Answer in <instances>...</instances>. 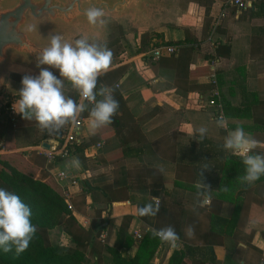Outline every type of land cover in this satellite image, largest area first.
<instances>
[{"label": "crops", "instance_id": "1", "mask_svg": "<svg viewBox=\"0 0 264 264\" xmlns=\"http://www.w3.org/2000/svg\"><path fill=\"white\" fill-rule=\"evenodd\" d=\"M244 2L247 8L237 10L228 0H151L146 9H130L119 16L104 17L99 32L78 23L69 28L66 42L73 44L84 37L90 43L106 46L119 38L115 45L109 47L113 59L109 70L99 77V88L109 87L121 95L129 113L122 124L129 120V124L134 125L132 130L135 129L139 139L136 147L143 151L139 158L121 156V138L115 134L111 124L91 130L88 111L79 117L84 120L79 138L81 142H87L98 136L97 144L101 147L96 148L97 144H94L84 150L87 159L85 170L67 167L74 156L59 162L56 167L48 164L39 149L43 144L49 146L53 137H45L46 133H41L34 120H26L21 114L18 127L8 129L6 149H1L0 153L7 154L17 169L37 179L56 182L54 172L58 168L75 178L82 190L76 192L77 189H72L75 218L82 227L88 228L95 218L94 210L101 209L100 218L113 221L107 235L110 246L114 244L124 218H130L127 234L134 240L133 231H138L141 236L152 232L155 217L139 216L137 206L129 201L114 202L106 210L102 196L101 199L97 191L93 192L94 196L85 195L79 180H90L95 187L99 179H104L113 188H119L130 178L125 172L132 166L145 165L160 171L162 176L156 178L184 185L183 188L173 187L168 191L169 195L162 194L159 197L161 206L174 211V217L180 210H185L186 214L196 212L197 216L186 218L184 240H179L175 248L162 242L150 264H167L172 251L182 249L185 244L207 245V216L210 213L207 207L213 194L210 192L198 198L197 192L190 193L186 187L195 186V183L188 176L190 174L182 171L192 165L189 152L201 141H198L197 130L206 127L208 131L204 139L223 144L229 131L242 127L260 142V146L250 154L264 155V130L254 125V119H264V0ZM186 39L188 43H185ZM166 44H179L180 47L174 56L152 60L151 50ZM225 46L230 48L228 55ZM57 72L61 78L59 70ZM24 75L37 74L20 66L4 70L0 81V107L1 98L19 99ZM70 89L69 82L65 80L66 96ZM214 91L219 94L218 102L227 121L226 129L217 126V111L208 106ZM247 93L257 94L256 100L260 104L246 98ZM76 101L80 102L78 93ZM131 136L124 139L129 141ZM258 136L263 137L260 139ZM38 139L40 142L36 146ZM134 144L128 143V146ZM225 152L240 157L230 151ZM99 160L105 162L100 163ZM234 182L232 198L222 202L219 211L220 216L229 222L223 224L219 243L212 247L216 264H264V178L252 184L242 183L239 178ZM242 184H248L249 188L239 201L235 193ZM82 194L84 205H79L78 210ZM141 197L138 195L137 199ZM152 198L142 197L150 201ZM204 199L208 201L206 204L198 202ZM188 226L194 228L191 238L185 234ZM61 233V227L50 230L51 243L57 242ZM135 251L136 248L131 247L129 254L132 256Z\"/></svg>", "mask_w": 264, "mask_h": 264}, {"label": "trees", "instance_id": "2", "mask_svg": "<svg viewBox=\"0 0 264 264\" xmlns=\"http://www.w3.org/2000/svg\"><path fill=\"white\" fill-rule=\"evenodd\" d=\"M118 39L111 40L106 46L108 48L112 47L115 45V42H118ZM185 43H188L187 39ZM174 46L180 47L179 44H175ZM224 49L226 50V55H228L229 46H225ZM99 84L98 78L97 90H99ZM69 85L71 89L68 97L76 100L77 93L72 89L70 83ZM242 92L244 93L243 89ZM113 95L119 101V109L113 117L111 125L114 128L115 134L121 138V144L123 146L121 156L126 159L139 158L143 151L140 147H136L139 139L135 129L134 131L132 130L134 125L129 124V120H126L127 124H122L125 116L129 114L125 103L116 90H113ZM245 97L251 98V101L254 100V104H260L256 100L257 94L255 93H247ZM97 99H101V97L98 96ZM244 105L247 107V104ZM0 122L1 150L6 149L5 139L8 131V121L3 109L0 110ZM18 123L16 127H18ZM254 125L256 128L264 130V119H254ZM68 126L66 125L59 134L53 135V140L61 144L63 142L62 137ZM9 129H12L10 125ZM128 135L132 136L129 141H126L124 138ZM47 136L46 133L45 137ZM45 137L40 139L42 140ZM262 137L259 138L261 139ZM40 139L36 141V146L39 145ZM98 141L99 137L94 136L87 142L72 143L69 145L70 156L79 158L83 170L87 168V159L84 157V150L91 145L97 144ZM128 143L135 144L128 146ZM222 145V143L205 139L201 140L196 148L191 149L192 151L189 152L192 165L190 168L182 169L183 172L190 174L188 176H191L192 183H195V186H188L186 189L190 193H195L198 191L196 188L197 182L203 179L199 175L200 169L205 164L210 167V169L204 170V183L210 185V191L213 194L207 207L210 211L207 216L209 224L208 244L205 246L185 244L182 249H174L168 258L167 264H216L212 247L214 243H219V238L224 231L221 229L223 224H228L229 222L220 216L219 211L222 202H226L232 198L231 192L234 188V181H237L238 178L245 175V165L243 164L242 158L226 153ZM99 162L104 163L105 161L99 160ZM50 165L52 166L53 164ZM125 174L130 178H127L128 180L126 179L125 185L119 188H113L111 184L105 183L104 179H99L95 187L90 180L84 179L79 181L85 195L89 194L94 196L93 192L97 191L100 198L102 196L107 205L106 210L112 203L121 201H129L139 209V207L151 202L150 200L142 199L145 195L147 197H161L162 194L169 195L168 191L173 187H184V185L175 181L167 183L163 178H156L162 176L160 171L158 172L145 165L132 166L130 171H126ZM261 178H264V176H261ZM147 179L152 181L147 182ZM0 187L18 194L31 207V222L38 227V231L31 241L29 248L22 254L17 255L14 250L8 253L0 250V264H150L158 246L162 243L158 238L152 236L151 231L143 234L140 240H133L127 234L130 218H124L116 232L114 244L110 246L107 235L111 227H113V221L108 218H100L101 209L94 210L95 218L91 220L88 228L82 227L73 212L67 209L62 194L63 190L56 182H46L22 172L12 165L11 158H8L5 153H0ZM225 188L227 190H224ZM248 188V184H242L241 189L235 193V198L242 201ZM138 195H142V197L137 199ZM93 198L95 199V197ZM71 202H73V199ZM77 205L78 210H80L79 205H84L83 194L81 201ZM178 212V215L174 217V211L162 205L159 213L154 216L152 227L154 229H161L167 226H173L180 240H184L183 231L186 218L188 216L196 217L197 215L196 212L186 214L185 210ZM109 214L108 212L107 215ZM173 222L176 224H173ZM56 227H61L62 233L57 242L51 243L48 232ZM102 232L106 233V239L101 243L99 236ZM131 247L136 248L132 256L129 254Z\"/></svg>", "mask_w": 264, "mask_h": 264}, {"label": "clouds", "instance_id": "3", "mask_svg": "<svg viewBox=\"0 0 264 264\" xmlns=\"http://www.w3.org/2000/svg\"><path fill=\"white\" fill-rule=\"evenodd\" d=\"M90 24H103L104 12L95 6L85 10ZM113 59V52L107 46L90 43L81 37L74 44L66 42L59 35H52L50 45L36 56V67L39 74L24 75L19 99L13 104L14 110L22 118L35 121L36 126L46 132L48 136L59 134L66 125H77L81 113L88 110L90 128L95 131L113 122V117L119 109V101L114 98L113 89L101 86L97 90L98 78L106 73ZM59 70L61 78H57L48 68ZM67 80L72 89L78 93L80 102L64 94V81ZM101 99H97V97ZM87 102V103H85ZM89 105L91 107L89 108ZM217 126L227 128V121L223 114L217 120ZM199 140H203L208 129L200 127ZM260 146V142L247 134L242 127L229 131L222 145L225 151H230L242 157L245 165V175L239 179L242 183L252 184L264 176V155L250 154ZM67 167L79 170L82 163L78 157L72 159ZM210 169L205 164L199 171L202 181L197 182V197L206 196L210 185L204 183V170ZM224 190H227L226 188ZM206 204L208 201H198ZM161 207L159 197L138 209V215L156 216ZM32 210L18 194L0 187V250L8 253L15 251L19 255L25 252L34 239L38 227L31 222ZM188 238L194 235V228L185 229ZM152 236L171 247L178 246L180 237L173 226L153 229Z\"/></svg>", "mask_w": 264, "mask_h": 264}, {"label": "water", "instance_id": "4", "mask_svg": "<svg viewBox=\"0 0 264 264\" xmlns=\"http://www.w3.org/2000/svg\"><path fill=\"white\" fill-rule=\"evenodd\" d=\"M151 0H0V81L4 70L20 66L39 74L36 56L50 45L52 35L67 41L72 24H81L93 32L100 23L88 22L85 10L101 8L104 17H114L130 9H146ZM48 68L58 78V69ZM42 147L48 148V144Z\"/></svg>", "mask_w": 264, "mask_h": 264}, {"label": "built area", "instance_id": "5", "mask_svg": "<svg viewBox=\"0 0 264 264\" xmlns=\"http://www.w3.org/2000/svg\"><path fill=\"white\" fill-rule=\"evenodd\" d=\"M228 3L232 6H235L237 10H244L247 8L246 2L244 0H228ZM178 50L177 46L174 45H162L158 46L151 50L150 57L152 60H158L164 56H172ZM117 87V86H116ZM219 100V94L217 91L212 92L211 98L208 101V106L214 107L216 109V119L218 120L222 113V107ZM2 104L1 109L5 116L7 117V121L10 123L12 128H15L19 119V114L14 110L13 104L16 102L15 99L12 98H1ZM87 103V102H85ZM91 106V105H89ZM84 120L78 118V124L73 126L69 124L65 134L63 135V142L60 144L58 141L53 140L51 144H49L48 148L40 147L39 151L46 159L48 164H53V167L67 159L70 156L69 145L72 143H80L81 140L79 138L80 128L82 127ZM101 144H97L96 148H100ZM55 181L61 186L62 194L64 196L65 204L67 209L74 214V208L72 205V198L74 193L72 189H77L76 192H81L82 190L79 188L78 181L75 178L69 177L67 172L63 169H55L54 172ZM134 240L138 241L141 239V234L138 231H133ZM106 239V233L102 232L99 236V240L104 242Z\"/></svg>", "mask_w": 264, "mask_h": 264}, {"label": "rangeland", "instance_id": "6", "mask_svg": "<svg viewBox=\"0 0 264 264\" xmlns=\"http://www.w3.org/2000/svg\"><path fill=\"white\" fill-rule=\"evenodd\" d=\"M105 20V19H104ZM1 121H2V119H1ZM0 124H1V122H0ZM9 125H10V123L9 122H7V130L9 129ZM10 127L12 128V126L10 125ZM12 129H14V128H12ZM9 130H11V129H9ZM41 133H42V131H41ZM46 133V132H45ZM54 182V181H53ZM74 203L72 202V205H73ZM73 208H74V205H73ZM50 238V237H49ZM50 240V242H51V239H49ZM102 243V242H101Z\"/></svg>", "mask_w": 264, "mask_h": 264}]
</instances>
